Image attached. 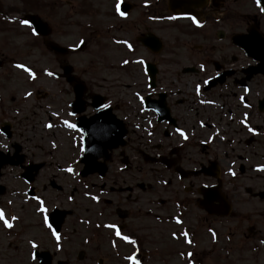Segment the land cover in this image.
<instances>
[{"label":"flooded vegetation","instance_id":"flooded-vegetation-1","mask_svg":"<svg viewBox=\"0 0 264 264\" xmlns=\"http://www.w3.org/2000/svg\"><path fill=\"white\" fill-rule=\"evenodd\" d=\"M179 1H142L138 8L155 28L144 26L133 42L126 39L127 53L151 57L135 56L129 62L140 65L144 76L141 91L133 93L131 107L115 97L91 93L86 84L82 103L73 105L71 87L60 86L65 81L61 68L73 52L63 55L51 50L56 45L69 46L51 39L54 30L41 16L31 10L19 13L12 5L3 7L0 0V211L12 225L9 248L14 264H70L66 256L72 251L66 249L65 231L74 217L78 243L79 231L84 228L105 227L112 231L108 241L113 253L115 248L136 245L130 254L110 253L96 264H132L129 257L144 264L150 250L140 245H152V234L168 225L178 229L171 235L174 241L193 245L198 233L191 229L199 219L224 222L231 217L240 227L248 224L250 235L262 237L264 3L186 0L184 10ZM117 2L114 13L121 18L135 9L119 0L123 2V15H119ZM150 8L156 9L148 15ZM34 15L48 25V35H33L27 18ZM21 20L28 22L32 37L27 46L55 57L59 66L50 71V77L57 83V92L71 95L68 102L56 105V111L37 116L36 122L33 117L26 119L27 124L24 120L18 123L20 112L14 106L18 84L12 72L18 71L19 63L29 67L18 62L19 45L3 37V23L14 25L17 21L25 29ZM165 24L171 28L166 30ZM72 75L75 82L82 81L74 71ZM24 86L27 84L21 89ZM29 94L25 91L22 98L28 99ZM91 94L100 97L92 99ZM27 132L29 138L23 136ZM87 132L110 139L97 140L100 143L94 149L99 156L90 165L95 172L81 177L82 141ZM67 139L74 152L71 161L62 162L55 154L66 151ZM69 165L76 177L64 178L62 170ZM49 170L51 174H47ZM155 180L157 187L152 185ZM156 188L165 194H152ZM206 189L215 190L216 200H206L210 194H201ZM204 205L227 211L209 213ZM41 206L44 212L39 210ZM79 211H86L85 216ZM145 215L152 218L147 225L140 221ZM116 232L133 243L118 239ZM75 247L72 264L91 261Z\"/></svg>","mask_w":264,"mask_h":264},{"label":"rangeland","instance_id":"rangeland-1","mask_svg":"<svg viewBox=\"0 0 264 264\" xmlns=\"http://www.w3.org/2000/svg\"><path fill=\"white\" fill-rule=\"evenodd\" d=\"M27 1L31 5L26 3ZM117 1L1 0L3 7L12 5L19 13L31 10L36 15L41 16L54 30L52 40L72 48L83 43L85 47L77 53L67 55L66 62L73 67V71L87 85L91 93L115 97L118 102L132 107L133 93L141 91L140 85H144V76L140 70V65L131 66L129 62L135 56H144L143 59L151 57L127 53L126 49L129 45L126 39L133 42L134 37L142 31L144 26H149L151 29H154L155 26L153 23H147L145 18H142L143 13L140 15L138 9L142 1L149 2V0H125L135 7L125 18L114 13ZM155 9H148V15L153 14ZM14 16L10 15L9 17ZM9 23H3V28H5L3 37L6 40L11 39L19 45L18 62L26 63L27 67L32 69L31 72L34 77H29L23 68H18V71L13 70L12 72L14 82L18 84V87L16 86L18 97L14 104L20 112L18 123L20 120L25 121L31 117H33V122H36L37 116L57 110L58 106L56 105L61 106L65 101L68 102L71 95L59 94L56 89L57 83L47 75L50 71L58 70L59 65L55 62V57L47 53L46 50V53L39 54L36 47L27 46L32 40L28 28L26 26L25 29L21 28L17 21L14 25ZM165 26L166 30L171 28L169 24H165ZM152 61H155L154 58ZM24 83L27 86L21 89V85ZM60 86L66 87V90H69L70 87L65 81H62ZM27 90L30 93L28 99L27 96L22 98L23 93ZM27 123L25 121V124ZM28 133L23 134V136L29 138ZM67 143L66 151L61 152L60 155L55 154V157L62 162L64 160L71 161L73 156L74 150L71 147V140L67 139ZM51 172L49 170L47 174H51ZM62 175L64 178L76 177L71 165L62 170ZM152 185L157 187L156 180ZM157 190L158 188L150 192L157 196L165 194L159 193ZM146 191L149 192L148 189ZM85 212L79 211L78 213L85 216ZM4 219H6L5 215ZM150 219L152 218L145 215L140 221L147 225ZM149 225L151 224L149 223ZM77 226V217H74L69 220L68 230L65 231L68 238L66 249L72 251L70 257L66 256L70 264L75 263L76 245L79 253L84 252L86 257L90 256L91 258L89 262L85 259L80 260L79 262H83L82 264H96L97 259H103L110 253L120 254L124 252L130 254L132 246H136L115 248L113 253L108 241L112 231L108 232L105 227L85 229L83 226L84 229L79 231L81 243H78ZM247 226L248 224L244 223V226L240 227L231 217L226 218L224 222L215 218L199 219L194 222V227L191 229L195 234L198 233L197 244L193 242V245H183L174 241L171 235L176 233L174 230L178 231L177 227L171 225L160 227L158 228L159 232L152 234L155 239L152 245H140V247L150 250L149 259L144 264H264V232L262 237L259 233L250 235L247 233ZM131 227L134 228V225ZM10 232L9 227H5L3 221H0V264H14L9 248L11 247L10 241H12ZM116 244L122 245L121 243ZM114 259L115 263L120 262L119 258L115 256ZM120 264L125 263L120 262ZM128 264H130L129 261Z\"/></svg>","mask_w":264,"mask_h":264},{"label":"water","instance_id":"water-1","mask_svg":"<svg viewBox=\"0 0 264 264\" xmlns=\"http://www.w3.org/2000/svg\"><path fill=\"white\" fill-rule=\"evenodd\" d=\"M179 2L182 3L183 7H184V10L186 9V7L188 6V4L186 3V0H180ZM258 2V0H257ZM171 3V1H170ZM259 3H264V0H259ZM30 20V22L33 24V26L35 27V29L38 31V33H42V28H45L46 25L42 24L36 17H29L28 18ZM47 30V29H46ZM48 32V30H47ZM60 52H66L65 49H59ZM63 72L65 74V76H67V82L69 84H71L72 88H73V92H74V97H75V106H78L81 104V99H82V95L83 93L85 92V87L80 84V83H76L74 84L73 83V78L69 77V73H71V68L69 67H65L63 69ZM153 72H150V77L152 76ZM93 98H97L96 96L93 97ZM99 99V98H98ZM96 136L95 134H91V132H88V136L86 135V138L84 139V151H85V154L82 158V162L84 163V169L83 171L81 172V175L82 176H86L88 174H91L93 172H95V169H92L90 168V165L91 164H94L93 162L98 158L99 156V153L94 149V146L97 145L98 141H96ZM105 138V137H103ZM110 137H107L106 136V140H109ZM97 142V143H96ZM5 162H8V161H5ZM102 172L104 173V169H102ZM215 193V190H202L201 191V194L202 195H209L210 194V197H207L206 200H210V201H213V200H216V197H213V194ZM204 208L209 212V213H215V214H226V211H227V208L224 209L223 211H216V210H212L211 208H206L205 205H204Z\"/></svg>","mask_w":264,"mask_h":264},{"label":"snow or ice","instance_id":"snow-or-ice-1","mask_svg":"<svg viewBox=\"0 0 264 264\" xmlns=\"http://www.w3.org/2000/svg\"><path fill=\"white\" fill-rule=\"evenodd\" d=\"M258 6H259V0H258ZM117 12H118L119 15H123V13H121L119 11V0L117 2ZM20 23L22 25H24V26H28V22L25 21V20H21ZM193 23H195V21H193ZM33 35H35V32H33ZM125 63H127V61H125ZM16 67L17 68H23V71L27 72V74H28L29 77H32L33 76V73L28 68L23 67L22 65H19V64H17ZM47 75L51 76L52 73L49 72V73H47ZM50 126L51 125H49V127ZM68 127H73V126L69 124ZM249 130L251 131V129H249ZM180 135L183 136L184 135L183 132H181ZM34 199H35V197H34ZM93 199H95V197H93ZM39 210L41 212H44L45 211V209L42 206H41V208ZM13 219H15V218L13 217ZM0 221H3L5 227H11L12 226L8 222V220L4 219V215H3V212L2 211H0ZM177 223H179V221H177ZM45 224L47 225V218L45 219ZM106 227H108V226H106ZM53 235L55 236V233H53ZM116 235H117L118 239H120L122 241H125L126 243H129V244H132L133 243V241L131 239H129L127 236L121 235L119 232H116ZM32 246L35 247L34 244ZM128 259L132 261V264H137V261L133 257H129Z\"/></svg>","mask_w":264,"mask_h":264}]
</instances>
